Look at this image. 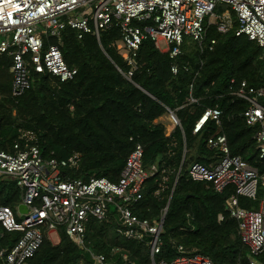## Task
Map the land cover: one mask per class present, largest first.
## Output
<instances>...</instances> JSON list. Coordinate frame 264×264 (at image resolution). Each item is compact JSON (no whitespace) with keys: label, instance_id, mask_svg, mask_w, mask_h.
I'll return each instance as SVG.
<instances>
[{"label":"trees","instance_id":"16d2710c","mask_svg":"<svg viewBox=\"0 0 264 264\" xmlns=\"http://www.w3.org/2000/svg\"><path fill=\"white\" fill-rule=\"evenodd\" d=\"M226 7L219 4L216 12L221 14ZM232 15L235 18V13ZM207 25L204 43L196 42L192 50H187L185 43L183 54L176 58L160 50L151 38L145 39L131 78L126 75L131 67L117 46L121 40L119 25L102 29L100 37L94 33L80 37L78 30L67 27L60 37L46 38V46L58 44L68 65L76 67L78 73L71 80L61 81L48 72L32 70V86L17 97L12 95L13 57L0 54L1 149L12 150L21 131L31 130L46 159H67L81 153L79 166L65 170L72 178L97 176L117 181L137 144L144 148L145 167L158 166L144 186V197L133 205L140 217L157 219L170 203L161 251L154 258L146 242L127 238L120 231L114 214L104 220L91 219L87 225L89 247L116 264H127L124 254L134 264L170 262L181 254L180 245L212 257L215 264H250L238 220L227 207L235 187L218 192L205 182L191 179L188 169L194 161L208 164L221 154L208 146V138L220 131L226 134L232 154H240L264 172V157H260L254 138L257 127L249 125L243 114L248 103L233 94L243 80L264 86V49L247 35L236 34L237 21L227 32ZM211 37L217 39L213 49L206 47ZM174 64L180 67L177 74L172 71ZM191 96L196 101L192 102ZM216 106L222 110L221 124L210 119L201 132H194L202 113ZM170 110L181 126L173 125ZM164 115L170 124L160 120ZM165 174L168 179L161 189ZM258 195L264 196V186H259ZM239 201L247 208L259 205V199L246 196H240ZM21 202L22 190L16 179L0 176V204L17 211ZM220 214L223 219H219ZM58 235L55 243L46 232L31 264L91 261L65 227L58 228ZM20 236L21 232L5 230L0 249L11 246ZM259 259L264 261V253Z\"/></svg>","mask_w":264,"mask_h":264},{"label":"built area","instance_id":"2783aa9c","mask_svg":"<svg viewBox=\"0 0 264 264\" xmlns=\"http://www.w3.org/2000/svg\"><path fill=\"white\" fill-rule=\"evenodd\" d=\"M219 4L227 5L221 14L216 12ZM76 12L77 17L73 14ZM235 21L238 23L237 35H247L264 49V0H0V54L13 57L12 95L17 97L32 86V70L48 72L61 81L71 80L78 73L76 67L68 65L58 44L46 46V38L60 37L67 27L78 30L80 37L84 33L100 37L102 29L119 25L121 40L117 46L131 67L126 74L131 78L138 67V51L145 39L151 38L160 50L176 58L183 54L189 37L200 45L204 43L207 24L227 32ZM216 42L217 39L211 37L206 47L213 49ZM179 70V65L174 64L172 71L177 74ZM233 94L248 103L243 114L249 125L257 127L254 138L263 158L264 86L257 87L243 80ZM190 100L196 101L193 96ZM173 112L170 110L172 119H169L173 125L181 126ZM221 115L218 106L207 108L196 121L194 132H201L210 119L221 124ZM208 146L219 149L221 154L208 164L192 162L189 176L218 192L231 185L235 187V192L227 199V207L238 220L240 237L249 249V263L264 264L259 259L264 253V196L258 197L259 186H264V172L240 154H232L225 133L218 131L211 135ZM185 157L186 152L183 161ZM80 160V152L67 159L44 158L37 135L31 130L21 131L12 150L0 148V176L16 179L22 190L21 204L27 207L25 212L20 209V204L15 211L0 204V239L5 230L21 232L11 246L0 249L3 264H31L46 232L59 237L60 226L65 227L70 238L89 253L91 261L83 264H116L104 253L92 250L86 239L89 221L104 220L111 214L117 217L120 231L127 238L149 245L152 258L160 253L167 207L157 219L140 217L133 209V205L144 197L147 180L158 171L157 165L151 169L145 167L143 146L137 144L129 154L117 181L107 177L92 176L85 180L67 176L65 170L77 168ZM167 179L165 174L161 189ZM161 189L156 193L159 194ZM240 196L259 199L258 207L242 206ZM219 219H223L222 214ZM179 251L181 254L174 260H161L155 264H215L212 257L191 252L183 245L179 246ZM123 257L127 264H134L127 254Z\"/></svg>","mask_w":264,"mask_h":264},{"label":"rangeland","instance_id":"374dc122","mask_svg":"<svg viewBox=\"0 0 264 264\" xmlns=\"http://www.w3.org/2000/svg\"><path fill=\"white\" fill-rule=\"evenodd\" d=\"M74 14V16L75 17H77L78 16V13L76 12V13H73ZM195 41L192 39V38H188L187 39V42H186V49L187 50H192V49H194L195 48ZM161 45H162V47H165L166 46V44L164 43V42H162L161 43ZM185 48V47H184ZM167 124H170L171 123V121L169 120V117L167 116V115H165V118L163 119ZM173 126V125H172ZM50 236H51V239L55 242V243H57L58 241H59V237L56 235V234H54V233H52V234H50Z\"/></svg>","mask_w":264,"mask_h":264},{"label":"water","instance_id":"95a60500","mask_svg":"<svg viewBox=\"0 0 264 264\" xmlns=\"http://www.w3.org/2000/svg\"><path fill=\"white\" fill-rule=\"evenodd\" d=\"M173 114L177 117V115L174 112H173ZM169 206H170V203H168V205H167V210H168ZM20 209L23 210V211H25V212L27 211V207H26L25 204H21L20 205Z\"/></svg>","mask_w":264,"mask_h":264},{"label":"crops","instance_id":"0c3cea01","mask_svg":"<svg viewBox=\"0 0 264 264\" xmlns=\"http://www.w3.org/2000/svg\"><path fill=\"white\" fill-rule=\"evenodd\" d=\"M164 118H165V115H164V116H162V117L160 118V120L164 121V120H163Z\"/></svg>","mask_w":264,"mask_h":264}]
</instances>
